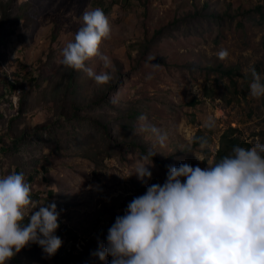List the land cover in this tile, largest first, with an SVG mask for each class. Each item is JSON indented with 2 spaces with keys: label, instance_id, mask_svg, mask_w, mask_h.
<instances>
[{
  "label": "rangeland",
  "instance_id": "374dc122",
  "mask_svg": "<svg viewBox=\"0 0 264 264\" xmlns=\"http://www.w3.org/2000/svg\"><path fill=\"white\" fill-rule=\"evenodd\" d=\"M258 7L264 14V0H0V264H60L57 250L78 243L77 255L89 251L81 264H223L209 227L224 237L220 216L264 207L263 182L240 185L215 213L206 182L230 129L253 148L249 169L264 173ZM257 236L264 246V228Z\"/></svg>",
  "mask_w": 264,
  "mask_h": 264
},
{
  "label": "trees",
  "instance_id": "16d2710c",
  "mask_svg": "<svg viewBox=\"0 0 264 264\" xmlns=\"http://www.w3.org/2000/svg\"><path fill=\"white\" fill-rule=\"evenodd\" d=\"M262 19L264 14L262 8L258 7ZM8 17L0 18V27L5 26ZM96 34L90 26L86 33L87 46L94 40ZM83 54L76 58L70 75L71 86L75 85V81L79 78L82 69ZM222 76L232 78L236 73L234 69H218ZM264 88V79L258 82ZM244 96L248 94V89H244ZM198 99L191 101L190 105L198 104ZM235 130L230 129V132H225L220 141V147L215 153L211 172L206 176V182L209 184L215 199L207 206L210 210L223 213L228 205L232 202L235 191L240 185H257L261 186L264 182V173L260 174L257 171L249 170L247 162L251 159L250 146L245 140L235 136ZM203 140V139H202ZM202 141H195V145H199ZM237 171L239 173L246 172L240 177L228 176L229 172ZM178 184L183 186V183L178 180ZM185 196L191 204L193 210L197 209L196 197L190 194V190L183 187ZM8 195V194H7ZM7 199L9 200L8 196ZM7 199L5 204L7 203ZM6 206V205H5ZM6 209V208H5ZM217 227L222 231L224 237H221L214 226H210V234L212 236V244L217 249V259L223 264H237L238 258L241 255L242 263L244 264H264V246L259 241L257 230L264 228V207L255 206L250 210L242 220L230 219L228 217H219L215 220ZM26 224L34 228L41 227L40 224H34L26 221ZM112 228H114L112 226ZM57 250V249H56ZM76 246L73 251H68L64 255L58 251L60 264H81L86 261L88 254L87 250L83 254H75ZM197 251L202 253V248L197 246Z\"/></svg>",
  "mask_w": 264,
  "mask_h": 264
},
{
  "label": "clouds",
  "instance_id": "9594fccd",
  "mask_svg": "<svg viewBox=\"0 0 264 264\" xmlns=\"http://www.w3.org/2000/svg\"><path fill=\"white\" fill-rule=\"evenodd\" d=\"M15 103H16V101H15ZM15 108H16V107H15ZM250 153H251V155L254 154V153H253V148H250ZM252 157H253V156H252ZM252 157H251V159L248 160V162H249L250 160H252ZM248 162H247V165H248ZM212 163H213V162H212ZM248 168H249V167H248ZM249 170H251V169H249ZM254 171H256V170H254ZM233 172H235V171H233ZM233 172H229V173H228V176H233V174H232ZM236 172H237V171H236ZM238 173H239V172H238ZM245 173H246V172H242V173H239V174H240L241 176H242V175L244 176ZM258 173H259V172H258ZM260 174H261V173H260ZM243 176H242V177H243ZM234 177H236V176H234ZM237 177H238V175H237ZM242 177H240V178H242ZM237 188H238V187H237ZM26 197H28V196H26ZM232 200H233V199H232ZM27 201H28V200H27ZM230 204H231V203H230ZM5 205H6V204H5ZM228 206H229V205H228ZM257 206H258V205H257ZM260 206H261V205H260ZM5 208H6V206H5ZM227 208H228V207H227ZM226 210H227V209H226ZM226 210H225V211H226ZM225 211H224V212H225ZM215 213H217V212H215ZM247 213H248V212H247ZM247 213H246V214H247ZM246 214H245V215H246ZM245 215H244V216H245ZM244 216H243V217H244ZM220 217H227V216L222 215V216H220ZM230 219H232V218H230ZM242 219H243V218H242ZM216 225H217V224H216ZM217 228H218V227H217ZM217 231H218V230H217ZM219 234H220V233H219ZM220 236H221V235H220ZM74 246H77V244L71 246V248H70L71 251H73V247H74ZM76 248H77V247H76ZM70 249H69V252H70ZM77 252H78V249L75 250V254H77Z\"/></svg>",
  "mask_w": 264,
  "mask_h": 264
},
{
  "label": "built area",
  "instance_id": "2783aa9c",
  "mask_svg": "<svg viewBox=\"0 0 264 264\" xmlns=\"http://www.w3.org/2000/svg\"><path fill=\"white\" fill-rule=\"evenodd\" d=\"M8 198H13V193H8ZM7 202H8V199H7ZM78 247H81V245L78 243L77 244Z\"/></svg>",
  "mask_w": 264,
  "mask_h": 264
}]
</instances>
